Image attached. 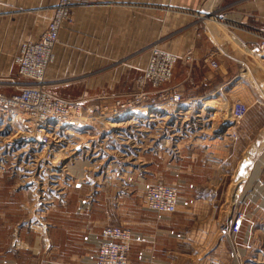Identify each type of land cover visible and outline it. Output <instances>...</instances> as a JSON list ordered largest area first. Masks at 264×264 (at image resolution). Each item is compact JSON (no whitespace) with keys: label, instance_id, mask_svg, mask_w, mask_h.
Here are the masks:
<instances>
[{"label":"crops","instance_id":"0c3cea01","mask_svg":"<svg viewBox=\"0 0 264 264\" xmlns=\"http://www.w3.org/2000/svg\"><path fill=\"white\" fill-rule=\"evenodd\" d=\"M51 1L0 0V64L4 60L8 63L7 68L0 67V84H8L1 83L2 79L15 74L14 58L21 46L39 40L45 32L51 18H46ZM207 3L204 0H76L72 23L61 27L59 42L54 48L55 61L46 73L47 82L53 84L50 91L53 94L59 88L70 91L83 84L78 97L54 95L92 104L100 97L126 96L149 63L150 46L158 40H163V50L179 58V66L167 85L170 91L190 98L186 100L198 101L227 88L235 78L229 73L240 72L252 62L244 50L231 46L229 36L222 31L211 34L209 30L197 36L198 18H202L203 11L216 8V15L226 14L230 24L241 28L237 34L239 43L252 46L264 35V0ZM225 9L227 13L222 11ZM216 43L222 46L223 53L216 52ZM7 55L11 56L7 58ZM212 60L217 62V69L211 67ZM12 89L4 87L3 90L10 93ZM242 129L229 135L227 143L198 138L191 144H165L146 151L140 158L139 168L128 172L125 178L120 177L118 183H172L183 193L181 197L178 194L179 209L187 207L189 200L217 199L216 193L225 195L230 189L231 181L219 171L220 166L227 170L234 167L230 142L235 137L240 141L256 137V129ZM197 133L201 136L199 130ZM20 191L9 194L13 196L14 209L0 208V218L20 216L23 189ZM75 191L82 194L81 197L78 194L77 205L76 196L64 193L72 201L70 208L61 205L45 209L44 224L37 226L39 229L16 224L14 241L9 240L7 220L0 221V264H94L101 234L105 227L113 225L128 226L135 235L129 264H198L202 260L195 254L194 243L201 246L202 240L198 239L205 234L209 238V226L200 235L195 227L173 223V216L178 212L158 215L145 205L133 210L126 203L129 199L121 202L130 198L129 192L117 190L110 198L107 193L97 192L93 202L87 190L81 187ZM263 235L262 230L242 231L235 238L242 255L234 256L229 264H264ZM249 242L253 249L247 247Z\"/></svg>","mask_w":264,"mask_h":264},{"label":"rangeland","instance_id":"374dc122","mask_svg":"<svg viewBox=\"0 0 264 264\" xmlns=\"http://www.w3.org/2000/svg\"><path fill=\"white\" fill-rule=\"evenodd\" d=\"M204 1L212 4L213 1L219 0ZM58 2L59 0H52L48 6V16H43L47 19L52 18V7L59 5ZM207 10L211 13L198 18L196 35L206 34L209 30L211 34L222 31L229 36L231 46L236 50H244L243 53L249 55L252 62L240 72L229 73V76L235 78L227 88L219 89L198 101L183 98V103L175 107L160 103L148 109L145 107L122 110L116 115L104 116L103 112H95L92 106H86L89 108L83 115L69 117L52 125L51 130L55 138L50 147L52 151L46 150L45 145L38 143L41 140L36 133H32L31 125L24 114L14 111L4 116L0 115V208L13 210L15 203L13 196L9 194L13 195L23 189L21 195L23 197H20V200L23 199L20 216L0 218V221L7 220L5 225L9 231V240L15 239L16 224L28 229H33L32 227L39 229L37 226L44 224L45 217L42 214L48 207L63 205L70 208L72 201L70 198L68 201L64 193L70 192L73 197L76 196L77 205L82 194L75 190L81 187L87 190L93 202L97 192L109 194L108 198L115 195L117 190L129 192L130 198H124L121 202L129 199L126 203L130 204L133 210L142 209L145 205V189L150 184L121 185L118 182L120 177L125 178L128 172L139 168L140 158L144 156V152L165 147V144L168 146L191 144L198 138L224 140L227 143L229 135L242 128L256 129L257 134L256 137L252 136L243 141L235 137L230 142L233 145L230 156L235 157L234 167L228 170L223 169V166L219 167L221 174L224 173L226 179L231 181L230 189L226 190L225 195L222 192L216 193V197H219L217 199L189 200L187 207L180 209L178 207V213L172 215L173 223L178 222V225L183 227L187 225L195 227L201 232L200 235L203 233V228L209 226V238H206L205 234L204 238L198 239V241L202 240L201 246L194 243L195 254L198 259L204 260L203 264L231 263L234 256L237 258L242 255L235 239L242 231L243 233L255 229L264 231V50H257L264 43V35L259 36V40L252 46L239 43L237 34L241 28L230 24L226 14L216 15V8L211 7ZM222 11L227 13V9ZM219 16H225L226 21L221 22L226 23L229 28L206 20ZM71 23L63 22L62 28ZM185 30L186 28L183 29ZM162 43L163 40L153 43L149 48L150 55L155 47L163 50ZM8 45L9 42L6 46ZM11 50H14L13 45ZM215 50L218 53L224 51L217 43ZM10 56L7 55V58ZM14 62L15 74L2 79L1 83L8 84H0L2 92H5L4 87L14 89L7 94L20 92L21 87L13 84L32 82L20 75V66L16 58ZM178 63L179 58L173 74L175 68L179 66ZM7 66L6 60L0 64L1 69ZM12 79L14 82L11 81ZM136 80L132 85L133 89ZM51 85L53 84H47L48 93L66 101L70 100L58 96L75 98L83 90V84L70 91L59 88L53 91L58 95L56 96L49 89ZM107 98L114 97H100L96 105L106 104ZM237 102L245 104L248 108L244 119L238 123L231 115L232 106ZM198 130L201 136L198 135ZM8 180L11 183L7 182ZM168 185L173 186L180 197L183 195L179 186L176 187L172 183ZM108 207L110 208V204ZM240 214L244 216L241 228L238 232H233L232 224ZM247 247L253 249L250 242ZM206 257L208 259L205 261ZM202 260L198 264H202Z\"/></svg>","mask_w":264,"mask_h":264},{"label":"built area","instance_id":"2783aa9c","mask_svg":"<svg viewBox=\"0 0 264 264\" xmlns=\"http://www.w3.org/2000/svg\"><path fill=\"white\" fill-rule=\"evenodd\" d=\"M60 5V4H59ZM70 9V8H69ZM59 11V10H58ZM61 14L56 12L53 21L57 22L58 30L60 25L72 22V15L69 10L61 11ZM223 18V17H221ZM55 25V26H56ZM54 24L51 31L54 32V37L57 36ZM56 44L54 42H44L39 40L34 43H25L21 46L20 52L16 57V61L20 66V75L32 82L28 84H13V86H20V92L14 94H7L0 91V115H7L10 112H21L31 121L35 126L42 130H51L54 121L65 120L69 117L83 115L89 107L92 106L93 111L103 112L104 116L112 114L116 115L119 111L134 110L141 108H149L160 103L168 106H179L183 103V96L176 91H170L167 88L168 83L173 77L174 67L177 63V56L155 47L151 51L148 66L142 71L137 78L135 88L125 97L107 98L106 104L102 106L92 104L87 100L78 102L66 101L57 99L47 91V84H43L41 75H46L47 63L44 67L35 66L33 72H29L26 61L27 53L32 49L49 51L50 58L51 51ZM264 50V43L257 48ZM38 54V52H35ZM33 53V55H34ZM51 60V59H50ZM50 62V61H49ZM213 69L218 68L215 60L210 62ZM41 67V68H39ZM45 83V82H44ZM33 94L31 96L30 94ZM100 108V109H99ZM248 112L245 104L237 102L232 106L231 115L237 122L242 121ZM147 203H151L153 199L158 198L159 194L169 195L168 199L162 202H157L153 205V209L158 215L173 214L177 208L178 195L173 189L166 187V185L151 186ZM152 210V209H151ZM153 210V211H154ZM241 218L235 223L233 230L238 232L240 228ZM134 241V235L124 228H106L102 234L98 246L97 254L95 256L94 264H129L130 263V245Z\"/></svg>","mask_w":264,"mask_h":264},{"label":"bare ground","instance_id":"6f19581e","mask_svg":"<svg viewBox=\"0 0 264 264\" xmlns=\"http://www.w3.org/2000/svg\"><path fill=\"white\" fill-rule=\"evenodd\" d=\"M58 3L60 5L57 4V6H55V8L53 9L52 18H50V20H49V22L47 24L46 30L40 36L39 40H43L44 42L48 41L49 43L50 42H54V40H56V44L59 42V33H60V29L62 27V24L60 25V28L58 30V25H56L58 21L57 22L53 21L54 15L56 16V12L61 14L60 12L61 11H65V9L69 10L71 15H72V8L76 5V0H59ZM210 13H211L210 11H203L201 16L202 15L207 16V14H210ZM221 17H223V18H221ZM218 19H220V20H218ZM206 20H208V21H210L212 23H215V24H219V25L224 26V27H228V25L226 23H222L221 22V21H225L224 16H220L218 18L212 17V18H208ZM53 24H54V26L56 25L55 28L57 27V29L55 31L57 33V36H55V37H54L55 33L51 31V28H52ZM39 40H37V41H39ZM34 42L35 41H29L28 43H34ZM56 44H55V46H56ZM55 46H54V48H55ZM54 48L51 51V57L52 58H50L49 51L46 50V49H43V50L32 49V51L30 53H27V58H26V61H27V64H28V69L27 70L29 72H33V68L35 66L38 65V66L44 67L46 65V63H47V66L50 67L55 61ZM34 51L35 52L39 51V53L35 54ZM33 53H34V55H33ZM39 68H41V67H39ZM48 68H47V70H48ZM40 77H42V80H44V82H45V83L43 82V84H48V82L46 80V75H44V77H43V75H41ZM30 95L33 96L32 93ZM2 116H4V115H2ZM60 121H62V120H60ZM234 121L237 122L236 120H234ZM56 122H59V121H54L53 124L56 123ZM29 124L31 125V130L33 131L32 133H36L38 135V138L41 140V142H38V143L45 145L46 150L48 149V150L52 151L50 149V147L52 146L53 141L55 140V138H53L52 130H48V131L47 130H42V129L38 128L37 126H35L31 121H29ZM32 139H34V138H32ZM159 184L166 185V187H169V188L173 189L174 191H176V189L173 186H170V185L164 184V183H157V184H153V185H148L146 187L145 194H144V204H145V207L147 209H149V210L152 209L151 211L154 210L153 209V205H155V203L162 202L163 200H166L169 197V195H166V194H159L158 198L153 199V201L150 204L147 203V199H148V196H149V191L151 190L150 187L151 186H156V185H159ZM177 195H178V193H177ZM178 203H179V198H178V202H177L176 211L173 214H175L177 212V210H178ZM153 212H155V210ZM168 215H171V214H168ZM239 218L242 219L241 222H240V228H241V224H242V221L244 219V216L240 214L238 216V218L236 220H234V222L232 224V230H233V227H234L235 223L239 220ZM106 228H124V229H128L134 235V233L129 228L117 227V226H108ZM240 228H239V230H240ZM233 232H234V230H233ZM134 240H135V235H134ZM132 243H131V245H132ZM131 245H130V248H131Z\"/></svg>","mask_w":264,"mask_h":264},{"label":"water","instance_id":"95a60500","mask_svg":"<svg viewBox=\"0 0 264 264\" xmlns=\"http://www.w3.org/2000/svg\"><path fill=\"white\" fill-rule=\"evenodd\" d=\"M80 148V147H79Z\"/></svg>","mask_w":264,"mask_h":264}]
</instances>
